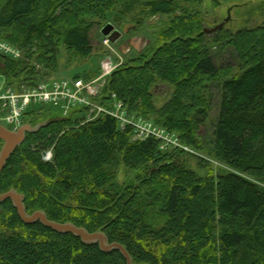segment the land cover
<instances>
[{"label": "trees", "instance_id": "obj_1", "mask_svg": "<svg viewBox=\"0 0 264 264\" xmlns=\"http://www.w3.org/2000/svg\"><path fill=\"white\" fill-rule=\"evenodd\" d=\"M194 1L0 0V36L45 68L36 72L0 54V75L9 87H35L59 72L61 48L93 58V35L109 15L116 24L137 9L145 18L170 17L157 47L120 66L99 101L123 103L230 172L201 176L188 159L206 169L204 159L163 151L156 139L135 140L131 128L122 131L111 117L82 123L42 108L26 123L46 125L27 134L10 157L0 194L16 190L29 214L43 211L52 221L104 232L134 264H264V24L208 34ZM221 53L233 54L236 65L220 66ZM99 71L74 78L89 81ZM158 83L175 91L162 109L155 105ZM214 84L222 95L206 149L200 130L210 118L207 93ZM49 149L53 161L45 162ZM118 164L135 174L132 182H118ZM0 264L128 263L119 251L104 253L71 234L25 224L8 200L0 204Z\"/></svg>", "mask_w": 264, "mask_h": 264}, {"label": "rangeland", "instance_id": "obj_2", "mask_svg": "<svg viewBox=\"0 0 264 264\" xmlns=\"http://www.w3.org/2000/svg\"><path fill=\"white\" fill-rule=\"evenodd\" d=\"M184 6H191L187 1H183ZM192 3V2H191ZM193 11L200 12L204 21V30H210L220 25L228 17V11L231 10V20L226 25V29L232 32H237L245 28H254L264 24V0H201L199 4L198 0L192 3ZM115 15L108 16V22L101 25L102 29L108 23H111L122 33L121 39L116 43L115 49L123 59V64H127L130 61L137 59L144 54L149 48L157 47V37L162 29H165L169 24L171 18L167 16H153L143 17L140 14V10L133 11L131 15L125 17L117 24L114 23ZM121 18V17H119ZM136 19H143L144 23L139 25L136 23ZM100 30L93 35L94 45V57L93 58H81L68 52L65 48H61L58 54V67L59 72L52 74L51 79H59L63 77H78L88 71L97 70L100 67V61L105 55V50L102 45V36ZM0 39L9 43L7 40L0 36ZM11 44V43H9ZM12 45V44H11ZM18 48L15 45H12ZM220 53L219 49L216 50ZM22 58L29 66H35L36 72L42 73L45 68L25 57V51L21 50ZM99 57V58H98ZM219 65H236V57L231 53L219 54ZM3 76V75H1ZM4 77V76H3ZM2 80V79H1ZM221 86V85H220ZM219 84H214L209 89L207 97L210 102V118L201 130L200 134L204 138L201 139L202 145L208 149V144L212 140L213 123L216 121L221 101V87ZM155 91V105L158 109H162L169 101H171L174 95V87L166 83H158L154 89ZM57 115V114H56ZM59 116V114L57 115ZM202 153L196 151L198 158L204 159L208 164L206 169L200 165V161L195 158H189L188 162L190 166L195 169L199 175L205 176L208 173L217 175L220 172H230L231 169L224 164L215 160L210 154L208 155L205 150ZM47 162V161H45ZM117 176L120 184L130 183L134 180L135 174L123 165H117Z\"/></svg>", "mask_w": 264, "mask_h": 264}, {"label": "built area", "instance_id": "obj_3", "mask_svg": "<svg viewBox=\"0 0 264 264\" xmlns=\"http://www.w3.org/2000/svg\"><path fill=\"white\" fill-rule=\"evenodd\" d=\"M105 55L100 61L99 74L92 80L63 77L41 80L37 86L22 85L19 89L7 86L0 75V125L17 132L26 125V118L39 109H51L60 118H78L82 123L99 117L115 119L120 129L131 128L134 139L160 141L163 151L181 149L196 155L190 147L180 143L175 134L159 127L151 120L129 113L121 102L103 105L99 99L111 75L123 64V59L109 38L103 37ZM0 54L13 60H20V49L0 39ZM2 79V80H1ZM43 161H53V150L42 153Z\"/></svg>", "mask_w": 264, "mask_h": 264}, {"label": "water", "instance_id": "obj_4", "mask_svg": "<svg viewBox=\"0 0 264 264\" xmlns=\"http://www.w3.org/2000/svg\"><path fill=\"white\" fill-rule=\"evenodd\" d=\"M230 20L231 10L228 11L227 19H225L220 25H217L213 29H205V33L213 34L222 30L230 22ZM101 34L103 37L109 38L113 44H116L122 37V33L111 23H108L102 28ZM45 125L46 124L44 123L37 126L26 124L17 132L10 131L6 127L0 125V140L4 143L0 152V175L12 154L25 141L26 135L29 133H37L43 127H45ZM8 200L12 201V204L17 210L19 217L25 224L34 225L40 223L44 227L59 234H71L79 238L85 245H98L101 251L104 253L119 251L125 257L128 264H134L125 247L116 242L110 243L104 232H89L87 229L78 227L72 223H59L52 221L43 211H36L32 214H29L24 204V195L18 193L16 190H10L7 193L0 194V204Z\"/></svg>", "mask_w": 264, "mask_h": 264}]
</instances>
